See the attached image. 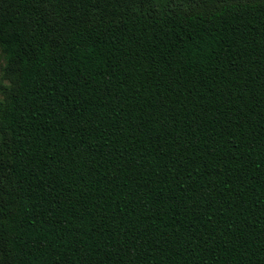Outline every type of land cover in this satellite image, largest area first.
<instances>
[{
	"label": "trees",
	"instance_id": "16d2710c",
	"mask_svg": "<svg viewBox=\"0 0 264 264\" xmlns=\"http://www.w3.org/2000/svg\"><path fill=\"white\" fill-rule=\"evenodd\" d=\"M0 264H264V0H0Z\"/></svg>",
	"mask_w": 264,
	"mask_h": 264
},
{
	"label": "rangeland",
	"instance_id": "374dc122",
	"mask_svg": "<svg viewBox=\"0 0 264 264\" xmlns=\"http://www.w3.org/2000/svg\"><path fill=\"white\" fill-rule=\"evenodd\" d=\"M2 66H3V59L0 56V82H1V69H2Z\"/></svg>",
	"mask_w": 264,
	"mask_h": 264
}]
</instances>
